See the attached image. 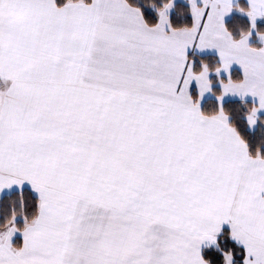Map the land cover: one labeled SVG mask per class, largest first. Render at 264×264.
I'll use <instances>...</instances> for the list:
<instances>
[{
  "label": "snow or ice",
  "instance_id": "snow-or-ice-1",
  "mask_svg": "<svg viewBox=\"0 0 264 264\" xmlns=\"http://www.w3.org/2000/svg\"><path fill=\"white\" fill-rule=\"evenodd\" d=\"M0 264H264V0H0Z\"/></svg>",
  "mask_w": 264,
  "mask_h": 264
}]
</instances>
